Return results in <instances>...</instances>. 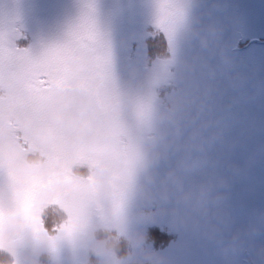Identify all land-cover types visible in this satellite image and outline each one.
Segmentation results:
<instances>
[{
    "label": "rangeland",
    "instance_id": "obj_1",
    "mask_svg": "<svg viewBox=\"0 0 264 264\" xmlns=\"http://www.w3.org/2000/svg\"><path fill=\"white\" fill-rule=\"evenodd\" d=\"M194 1L135 0L130 12L127 0H97L102 25L104 20L119 32L130 15L134 18L135 31L119 38L121 49L133 39L149 48L127 64L122 78L119 73L100 76L87 49L62 69L58 82L41 89L33 82L50 70V57L40 61L41 69L25 83L27 90L17 81L14 64L20 59L10 65L7 92L0 90V120L11 118L15 128L35 134L42 131L43 122L34 117L35 110L60 105L58 114L65 119L44 125L43 132L53 139L66 129L58 149L64 143L73 147L71 153L55 154L42 165L27 163L26 172L14 163L9 170L0 160V225L13 223L17 231L10 241L13 247L0 245V250L13 257L11 264H250L248 241L264 243V142L257 138L246 154H231L262 126L264 108L261 119L243 110L233 117L220 108L215 118L209 117L214 111L204 105L206 89H197L194 76H199V59L211 53V39H203L211 32L193 28L188 16ZM0 7V14L9 12L17 20L27 22L30 14L41 22L53 21L54 26L48 25L52 29L70 14L71 0H0ZM157 20L165 24L167 42L155 28L144 31ZM225 47L227 52L235 49L236 56L242 54L243 45ZM260 50L264 52V44ZM113 79L121 80L118 88ZM235 83L223 79L220 85L240 90ZM247 85L256 99L264 100L263 83L256 84L249 75ZM67 98L75 108L61 104ZM202 111L205 120L192 119ZM242 114L250 115L252 122L246 123ZM11 153L21 166L23 156ZM38 155L28 160L39 164ZM163 161L170 163L162 167ZM193 170L199 175L186 181ZM33 178L38 188L25 207L26 182ZM13 188L20 190L22 202L9 208L5 196ZM46 205L49 209L39 213ZM49 213L65 216L61 221L55 217L53 225L63 230L70 223V236L58 239L60 232L45 222ZM105 228L128 241L110 242L107 248V237L97 235ZM157 229L166 231L141 252L145 235L152 237Z\"/></svg>",
    "mask_w": 264,
    "mask_h": 264
},
{
    "label": "flooded vegetation",
    "instance_id": "obj_2",
    "mask_svg": "<svg viewBox=\"0 0 264 264\" xmlns=\"http://www.w3.org/2000/svg\"><path fill=\"white\" fill-rule=\"evenodd\" d=\"M194 3L195 5L188 16L194 22L192 24L193 28L198 29V31L201 30V32H211V36L203 35V39H211L208 42L211 53H205L199 59L198 66L200 69L197 71L199 76H194V81L196 80V83L199 81L197 89H206L204 91L206 96L204 105L207 111H214V114L209 117L215 118L218 114V108H220L219 110H223L233 117L237 112L243 110L241 113L247 114L248 111L253 114L252 118L261 119V116H259L263 109L260 107L261 101L251 94V87L247 85L248 81L246 77L242 78V75L250 65L249 59L263 54L260 48L264 44V0H195ZM16 5L21 9L24 7V4L17 1ZM0 9L3 10L1 7ZM8 15H10L9 12L6 16ZM58 23L62 25L63 22L58 21ZM103 23L106 26L104 20ZM54 24L55 22L53 21L49 23L41 22L39 18H32L30 14L27 22L18 20L19 28L12 33V40L14 44L16 42L19 44V59L21 62L14 64V67L19 72L18 75L23 84H30L32 78H34V71L41 69L40 61L45 58L43 56L47 55V50L45 52L42 51V47L46 45L45 41L49 40L58 30L57 27L48 28V25L54 26ZM149 24L145 26L144 31L149 28ZM157 25L160 32H163L166 36L167 33L164 31L165 24L157 20ZM45 32L47 34H44ZM24 37H27V39H24ZM162 37L164 38V36ZM194 39L196 40L195 42L198 41L197 38ZM233 43L243 45L242 54L240 55L242 57L235 55V49L232 52H227L225 46ZM250 47H252V50L248 53ZM4 55H8L7 45L4 46ZM226 55L229 59L225 57ZM149 56L150 58L155 57L154 54ZM224 61H227V63L225 64ZM135 62L136 60L134 59L132 63ZM9 73L10 66L6 67L1 74L0 90L2 93L7 92V83L9 82L7 75L9 76ZM223 79L238 82V85L235 84L240 90H236L232 85L221 86L220 83H222ZM254 87L259 91V86L254 85ZM225 88L234 89V91L224 97ZM243 95H245V101L242 100ZM1 98L2 102L5 101V96ZM61 104L66 106V108L71 106L75 108L74 103L68 102V98L66 101H62ZM234 105H237V107L235 108ZM59 106L53 103V106L48 108L49 111L47 108L42 107L38 111L37 109L35 110L34 117L36 119L41 118L43 121L41 123L42 128L39 127L42 131L35 134L30 133L27 135L22 128H15L10 124L11 118L4 117L0 120V160L3 161V164L8 165L7 168L9 170V164L14 163L18 170L21 168L26 172L29 170L27 163L39 166L47 163L49 158L55 154H68L73 151L70 143H64L65 145L62 144V148L58 149L59 142L63 140L62 137L64 136L65 138L68 135L66 129L61 130L63 133L61 131L58 132L53 139H51V135L43 132L44 125L49 126L55 120L62 121L65 119L58 114ZM206 116V113L202 111L200 114L196 113V117L199 119L194 116H192V119L199 122L205 120ZM242 117L246 122H252L249 118L250 115L242 114ZM56 140H58L57 143L55 142ZM11 151L18 152L23 156L21 166L14 161L15 154H12ZM6 152H8L7 158L5 157ZM36 155L41 157L39 164L31 163L28 160L29 157H35ZM18 191L20 190L18 189ZM18 191L13 188L10 190L11 194L7 193L5 196V203L10 206L9 208L22 202ZM16 235L15 224L0 225V245H6L11 240H14Z\"/></svg>",
    "mask_w": 264,
    "mask_h": 264
},
{
    "label": "snow or ice",
    "instance_id": "obj_3",
    "mask_svg": "<svg viewBox=\"0 0 264 264\" xmlns=\"http://www.w3.org/2000/svg\"><path fill=\"white\" fill-rule=\"evenodd\" d=\"M135 0H127L129 11ZM160 31L158 25L152 22L148 25ZM19 28L18 20L11 15L0 14V74H2L6 67L18 62L19 59V44L13 43L12 33ZM135 31V21L130 15L128 24L121 31L117 32L107 26L101 24L97 16V0H71V12L66 17L62 25L54 33V35L46 42L47 54L50 57V70L41 75L34 85L46 86L48 83L59 81L62 69L66 67L82 49L92 51L94 55V62L91 65L94 70L102 77H112L114 74L119 73L122 78L126 74V66L134 59L140 58L142 55L148 53L149 48L146 43L138 44L133 39L129 42L128 46L121 49L119 45V38ZM164 36L167 42V36L163 32L160 33ZM155 39V36L148 37ZM27 39V37H24ZM7 45L8 55H4V46ZM222 79V77H221ZM120 79H113L112 84L118 88L120 86ZM82 85L86 82L82 81ZM234 89L225 88L223 96L226 97ZM223 98V97H221ZM236 108L237 105H234ZM260 107L264 108V100H262ZM264 142V123L256 130L252 136H246L245 142L241 145L238 151L233 152L232 158H237L240 155L246 154L248 148L255 142L256 139ZM170 161H163L161 166H167ZM199 175V170H193L192 173L185 179L190 180ZM38 188V181L36 178L26 182L25 186V207L29 199L34 195ZM123 190L121 186L120 191ZM100 206L97 205V209ZM120 207L117 203V209ZM2 214V212H0ZM72 225L69 223L63 227V230L58 229L53 225V231H59L58 239L64 240L66 236H70L72 232ZM264 235V233H261ZM55 247V245H54Z\"/></svg>",
    "mask_w": 264,
    "mask_h": 264
},
{
    "label": "trees",
    "instance_id": "obj_4",
    "mask_svg": "<svg viewBox=\"0 0 264 264\" xmlns=\"http://www.w3.org/2000/svg\"><path fill=\"white\" fill-rule=\"evenodd\" d=\"M249 60H250L251 64L249 65L247 70L243 73L242 78L246 77V80L248 81V76L251 75L252 78L255 79V82H256L259 80V76L262 73L264 74V59L262 60V62H260L258 59H256V57H252ZM47 206H49V205L41 207L39 209V213H41L43 211V208H45V207H46V209H49V208H47ZM53 209H55V206H53L51 208V210H53ZM45 216H46L45 222L48 225V227H51L55 223V220H54L55 217H58L59 221L63 220L65 217V216H63V215L61 216L57 213H54V214L49 213V214H45ZM159 231H160V229L154 230L153 231L154 234L152 235V237H151V235H148V234L145 235L144 241L142 242V245L140 247L141 252L144 251L145 249H147L149 243H151L152 240H154V238L161 236V234H164L165 233L164 231H166V230L161 231V232H159ZM97 235L100 239H102V235L107 237L106 239L108 241H106V244L109 242L107 244L108 248H110L109 247L110 242H113V243L117 242V244L125 245V242L128 241L125 237H120L115 231H112V230H99ZM171 235H173V234H171ZM172 237H174V236H172ZM157 243L161 244L162 242L158 241ZM127 255H124L123 257H121L120 260H122V261L125 260ZM145 264H149V263H145Z\"/></svg>",
    "mask_w": 264,
    "mask_h": 264
},
{
    "label": "clouds",
    "instance_id": "obj_5",
    "mask_svg": "<svg viewBox=\"0 0 264 264\" xmlns=\"http://www.w3.org/2000/svg\"><path fill=\"white\" fill-rule=\"evenodd\" d=\"M247 248L252 253L250 264H264V243L256 244L249 240Z\"/></svg>",
    "mask_w": 264,
    "mask_h": 264
},
{
    "label": "bare ground",
    "instance_id": "obj_6",
    "mask_svg": "<svg viewBox=\"0 0 264 264\" xmlns=\"http://www.w3.org/2000/svg\"><path fill=\"white\" fill-rule=\"evenodd\" d=\"M113 3V2H112ZM47 50V45H43V47H42V51H46ZM49 56H48V54L45 56V58H48ZM8 244V246L9 247H13V242H8L7 243ZM0 256H2L3 257V263L2 264H8V262H7V257H6V254L5 253H3L2 251H0ZM1 264V263H0Z\"/></svg>",
    "mask_w": 264,
    "mask_h": 264
},
{
    "label": "water",
    "instance_id": "obj_7",
    "mask_svg": "<svg viewBox=\"0 0 264 264\" xmlns=\"http://www.w3.org/2000/svg\"><path fill=\"white\" fill-rule=\"evenodd\" d=\"M203 95H205V92H203Z\"/></svg>",
    "mask_w": 264,
    "mask_h": 264
}]
</instances>
